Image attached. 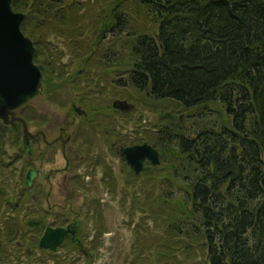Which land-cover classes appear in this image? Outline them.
Wrapping results in <instances>:
<instances>
[{
  "label": "trees",
  "instance_id": "16d2710c",
  "mask_svg": "<svg viewBox=\"0 0 264 264\" xmlns=\"http://www.w3.org/2000/svg\"><path fill=\"white\" fill-rule=\"evenodd\" d=\"M88 4L11 0L13 11L29 7L20 29L33 42V61L44 66L49 87L55 79L82 91L79 85L90 82L89 71L111 65L117 73L126 67L127 84L151 103L169 104L170 111L157 114L161 120L151 142L160 164L138 174L130 171L126 181L132 191L155 194L149 207L159 209L162 222V251L155 261L167 263L179 250L186 256L205 252L204 264H264V0ZM95 4L100 5L97 15ZM91 8L93 19L87 25L84 10ZM50 35L68 46L69 62L63 64L73 67L76 61V70H64L56 61L61 52L57 57L50 53ZM119 83L126 85L123 79ZM84 90L77 97L87 109L83 124L89 133L97 130L118 142L117 155L124 159L120 151L126 139L117 135L115 119L96 113ZM91 90L98 98L103 86ZM9 132L14 133L0 121V137ZM105 178L111 179L110 173ZM6 219L0 264L8 262L4 243L24 237L20 221Z\"/></svg>",
  "mask_w": 264,
  "mask_h": 264
},
{
  "label": "rangeland",
  "instance_id": "374dc122",
  "mask_svg": "<svg viewBox=\"0 0 264 264\" xmlns=\"http://www.w3.org/2000/svg\"><path fill=\"white\" fill-rule=\"evenodd\" d=\"M29 1L27 0V2ZM72 1L76 2L77 0H70V2ZM80 1L91 5L94 0ZM105 1L114 4V0ZM120 1L124 3V0ZM94 6L97 15L100 5L95 4ZM28 9L20 11L25 15V19L29 14ZM84 11H87L85 23L88 25L93 19L92 8L89 11L87 9ZM79 12L82 13L83 9ZM120 12L124 13V10ZM105 38L107 39V35ZM48 41L54 47L49 49L54 57H57L61 52L62 58L56 59V61L61 60L62 64L68 63L70 58L68 46L51 35ZM116 49L121 48L118 45ZM124 50V60L126 61L128 48H124ZM122 55L120 54L118 57L120 58ZM40 61H42V58H40ZM97 62V60H92V64L95 63L96 65ZM92 64L90 63V65ZM63 66L64 70H76V61L73 67L70 63L68 65L63 64ZM110 66L96 68V71H89L87 75L90 82L88 84L80 83L79 88L82 91L84 89V91H89L88 96L93 99L90 102L97 107L96 113L104 115L108 120L115 119L116 133L126 139V145H128L127 141L135 139L152 144L151 142L157 137L155 123H160L161 120L157 114L170 111L168 109L170 108L169 104L161 101L151 103L145 94H141L127 84L126 67L116 73L117 69ZM122 66H125V64ZM122 79L126 81V85L119 86V81ZM50 82H52V87H49L42 79V88L39 94L30 102L18 108L16 116L22 118L26 126L28 125L27 127L32 128V133L27 130L32 136H34L33 133L37 129L46 128L48 131L46 137L51 138L58 134L61 126L67 128L65 136L69 135L72 138L70 144H73L78 155L85 156V161L77 169V172L85 174V183L81 179V184L77 186L72 182L70 183L67 178L65 193L58 195V189L53 188L54 196L50 201L51 203H61L64 197L67 198V203H72L74 209L82 210L86 216L84 220H81V229L84 225L85 231L87 233L91 231V234L96 238V240L86 243L79 249L68 248L67 251L62 249L61 255L57 254L58 259L61 264H158L155 259L158 258V252L162 251V222L159 217L161 213L158 208L151 209L149 207L155 194H152V190H140L139 192L133 190V192L131 185L126 182L131 180L130 171L132 169L126 161V163L124 162V159L117 155L120 146L117 144L118 142L114 143L112 138L102 135L97 130L95 134L89 133L88 126L82 122L85 118L81 112L83 108H80L81 105L77 101V97L82 95V91H75L68 82L65 85L59 84L55 79H51ZM95 84L103 86L101 97L96 98V94L91 95V89L94 88ZM53 87L54 89H51ZM112 90L116 94H111ZM113 103H116L119 108L114 110L115 108H112ZM140 103L143 106L139 105ZM73 106L79 107L80 111L77 112ZM210 114L211 112L208 115ZM131 116L132 119H129ZM13 134L9 132L0 137V234L3 235L5 231L3 222L7 220L6 217L12 216L15 220L20 221L24 237L20 238L21 242L4 243L6 245L5 257L8 259L7 264H55L57 263L56 258L46 257L41 249L35 250V245L30 243L27 236L29 232L27 227L31 228L26 224L27 221L36 219V217H31L33 213L31 210L34 207L30 208L29 199L31 198L32 202L36 200L41 202L48 185L44 179H39L38 183L41 182L38 184L40 192L38 194L36 191L35 193L32 192L31 195L33 194V196H30V188L28 190V187H25V169H27V163L30 164L31 160L28 158L29 155H24L20 151L22 137L18 134L19 137L16 138L17 135ZM30 148L32 152V145H30ZM44 148L46 149V147ZM36 158L38 160L34 163H40L45 157L40 155ZM58 163L61 165L59 160ZM52 165V162H46V160L43 162L44 169L52 167ZM107 172L110 173L111 179L105 178L108 175ZM73 188H76V190ZM150 194L151 196H149ZM145 200L147 203H145ZM19 205L20 208L17 209ZM44 205L46 206L45 203ZM67 207L69 208V205ZM38 227L34 229H38ZM137 238H140L139 243ZM170 251H175L171 255L175 258H170L167 263L162 262L160 264L205 263V252L198 251L195 254L191 252L186 256L179 250L173 251L171 248ZM56 253H59V251ZM62 255L63 258H61Z\"/></svg>",
  "mask_w": 264,
  "mask_h": 264
},
{
  "label": "water",
  "instance_id": "95a60500",
  "mask_svg": "<svg viewBox=\"0 0 264 264\" xmlns=\"http://www.w3.org/2000/svg\"><path fill=\"white\" fill-rule=\"evenodd\" d=\"M11 0H0V120L11 125L15 130L17 122L22 124V150L31 152L27 126L22 118L15 116V111L35 98L42 88L43 65L33 61L34 46L31 40L20 30L25 15L11 8ZM80 111L79 107L73 106ZM113 107L118 108L116 103ZM134 173L150 170L160 164L158 150L148 142L125 146L121 150ZM145 161L148 164H145ZM37 170L30 169L26 174V185L30 187ZM28 226L37 228L41 219L28 220ZM67 230L64 228H46L38 241L40 247L55 250L61 244Z\"/></svg>",
  "mask_w": 264,
  "mask_h": 264
},
{
  "label": "flooded vegetation",
  "instance_id": "af4514ba",
  "mask_svg": "<svg viewBox=\"0 0 264 264\" xmlns=\"http://www.w3.org/2000/svg\"><path fill=\"white\" fill-rule=\"evenodd\" d=\"M81 112L86 117L87 113L85 111L83 112V110H81ZM9 127L18 137L20 135L23 138V129L19 122H17L16 130L11 125H9ZM31 129L32 128H30V126L27 127V130H29L30 132ZM66 129H67L66 127L61 126L58 134L51 138L46 137L48 132L46 128L42 130L37 129L33 133L34 136H32L29 133V131H27L30 134V136L28 135V138L30 139V143H31L30 145H32V152L28 156L31 162L30 164L27 163L28 167L26 169V173L30 169H34L38 171L37 175L34 177L32 181L31 186L28 187V190L30 188L29 190L30 196L31 197L33 196V194L31 195L32 192L35 193L36 191L37 194L38 192H40V189H38V184L41 183V182L38 183L39 179H44V181L48 185V188L45 191L44 198L43 200H41V202H39V200L32 202L31 198L29 199L30 208L34 207V209L31 210L33 211L31 217H36L35 220L38 219L37 217H40L42 224L41 226L38 227V229H34L35 228L34 226H31V228L27 227L29 231L27 236L30 239V243L32 245H35L36 248L35 250L41 249V251L44 252L46 257L52 259L56 258V261L59 260L57 254L61 255L62 249H65L66 251L68 248L79 249L82 248V246L85 245L86 243H91L95 238L93 234H91V231L90 233L89 232L87 233L85 231L84 225L83 228L81 229L80 226L81 220H84L86 216V214L82 210L74 209L72 203L71 202L67 203V198L64 197L61 203L60 202L51 203L50 201L51 198L54 196V192H52L53 188L58 189V195L65 193L67 178L68 180H70V183L72 182L77 186L81 184V179L83 183H85L84 180V178H86L85 174L77 172L78 167L85 161V156L78 155L73 144H70V139L72 140V138L69 135L65 136ZM44 147H46V149ZM87 152H89V150H87ZM24 155H26V153H24ZM40 155L45 157L43 161L40 163L38 162L34 163V161L38 160V158L36 157ZM45 160L46 162H52L53 163L52 167L44 169L43 162ZM58 160L61 163V165L58 163ZM25 182H26V175H25ZM73 189L76 190V188ZM36 197L38 198L37 195ZM44 203L46 204V206L44 205ZM68 205L69 208L67 207ZM46 228H51V229L64 228L65 230H67V234L64 237L63 241L59 246L56 247L55 250H51L49 248L48 249L40 248L38 245V241L43 235ZM57 251H59V253H56ZM63 257L64 256L62 255L61 258Z\"/></svg>",
  "mask_w": 264,
  "mask_h": 264
}]
</instances>
